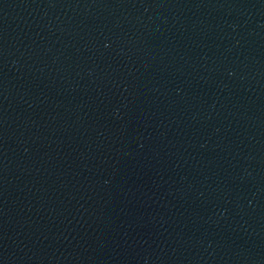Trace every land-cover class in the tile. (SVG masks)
Here are the masks:
<instances>
[{
	"label": "water",
	"instance_id": "obj_1",
	"mask_svg": "<svg viewBox=\"0 0 264 264\" xmlns=\"http://www.w3.org/2000/svg\"><path fill=\"white\" fill-rule=\"evenodd\" d=\"M90 264H264V0H49Z\"/></svg>",
	"mask_w": 264,
	"mask_h": 264
}]
</instances>
